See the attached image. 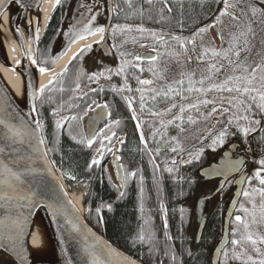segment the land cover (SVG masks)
Wrapping results in <instances>:
<instances>
[{
    "label": "trees",
    "instance_id": "trees-1",
    "mask_svg": "<svg viewBox=\"0 0 264 264\" xmlns=\"http://www.w3.org/2000/svg\"><path fill=\"white\" fill-rule=\"evenodd\" d=\"M223 3L224 0H169L172 12L165 11L162 21L159 17L156 20L150 19L146 23L177 32L188 31L194 25L199 24V18L202 16H205V19L211 17L205 22V24L209 23L212 17L219 13ZM159 7L161 8L162 5L159 4ZM56 10L50 15L49 22L41 36L38 47V62L48 61L51 50L55 46ZM134 17L137 18L138 16ZM55 63L50 60L49 63L39 65L49 69ZM66 78V84L63 88L68 91L73 90L74 94L77 95L79 91H74V89H76L77 82L80 86L82 85L81 73H79L78 78L76 75ZM60 88V85H55L54 82L52 86L48 87L43 96L40 94L37 111H39L43 125L48 152L64 177V183H67L73 190L80 187L85 189L84 212L89 223L97 231L113 240V243L122 250L134 254L136 258L145 264H160L161 261H163V264H210V259L223 233V216L233 195V180L227 183L219 195L209 201L207 222L198 244L195 242V237L189 234V230L187 232L186 226L189 224L195 226L196 208L194 207L197 200L191 195V191L197 190L202 193L212 190L216 184V181L203 180L199 172L202 167H206L216 157H219L226 146L218 147L215 151L210 148H202L203 153L199 160H195L191 164L182 163V161L191 159L190 154L194 155L198 150L193 151L185 155L176 166L175 171L170 174L164 171V166L179 153L178 149L180 148L174 146L177 144L174 138L178 136L179 132H184L188 128L187 118L182 116V119H175L176 115H170V112L166 111L170 108V102L166 97L162 98L156 107V109L164 111L165 115L151 119L145 116L142 117V127L152 154L150 155L140 143L137 131L133 127L134 123L131 119L132 115L127 99L124 98L125 100L122 101L120 106L118 99L114 98L116 94L111 92V100L107 104L108 107L111 106L110 110L113 117H116L115 113H123V122L121 121L119 128L120 134L125 138V143L118 142L111 148V151L103 148L101 163L92 165V160L101 153V146L97 144L99 135L96 136L91 147H88L86 142L77 143L76 140L71 138V136H75L77 140L86 139L84 119L87 115H82L83 119L74 120L62 129L57 130L55 127L56 121L53 120L55 115L52 117L51 114L53 110L60 109L61 102L58 99L61 94ZM102 103L107 105L106 102ZM174 103L177 105L176 110H179L181 105L184 106L182 99H176ZM63 106L65 113L76 114L77 117L81 113L80 110L86 107L82 106L79 101L75 103L74 107L69 101H65ZM150 108L154 111L151 104ZM255 118L259 119L260 117L256 115ZM61 119H64V117L61 116ZM170 120L174 122L173 125H169L168 121ZM161 121L164 122L166 127L161 126ZM239 123L241 128L246 126V122L242 120ZM105 130L106 128L103 129V132ZM262 130H264V121H262L257 131L250 133L246 138L239 130L235 132V134L238 133V138L235 134L231 136V133H228L225 137V142L233 143V141H236L252 155L253 158L250 159L252 169L258 167L259 156L264 155V142L260 139L264 135ZM153 132H156L155 137L152 135ZM245 140H248V142H244ZM173 147L177 148L176 152L171 151ZM115 149L120 155L125 170L126 179L122 190L113 182L106 165L109 154H112ZM157 149H160V151L157 152ZM153 163L158 166L155 171ZM132 172H135L136 175L131 176L130 173ZM141 176L143 177V184H141ZM189 180L192 181L191 184H189ZM256 181H253V184H256ZM141 187L144 188L143 212L140 211L139 189ZM121 192L126 193V195L120 197ZM161 203H166V213L163 215L158 210ZM109 205H111V211H109ZM182 207L187 209L183 223L180 219V209ZM98 208L100 209L99 212L97 211ZM164 218L167 219L168 228L173 229L172 237L177 242L175 245L178 249L175 251L179 258L175 262L170 260L173 246L163 234ZM235 223L234 220L232 225ZM141 228H143L146 237L153 232L155 233L153 240L154 252L151 255L149 254L148 241L145 240L141 244L138 239ZM181 239H183L182 242H180ZM231 247H233L232 244L227 247V252L231 253ZM166 248L168 255H165Z\"/></svg>",
    "mask_w": 264,
    "mask_h": 264
},
{
    "label": "snow or ice",
    "instance_id": "snow-or-ice-1",
    "mask_svg": "<svg viewBox=\"0 0 264 264\" xmlns=\"http://www.w3.org/2000/svg\"><path fill=\"white\" fill-rule=\"evenodd\" d=\"M8 0H0V12H2L5 7ZM13 2L20 4L21 7L26 8L27 5L23 3V0H13ZM154 2H159L162 7L158 10L161 21L164 19V13L167 11L168 13L172 12V7L169 4V0H145V3L150 6L148 9L151 11V6H154ZM61 0H56V4L60 5ZM123 3L127 5L129 9L133 8V0H123ZM230 5L228 4V0H224V8L227 9ZM90 10V9H89ZM113 11H122L123 8L118 3L117 7L115 9H112ZM249 10L252 14V18H255L258 14L261 16H264V8L258 9L254 2L250 0ZM145 9L141 6L140 8L136 9V12L139 13L141 17L144 15ZM136 12L133 13V15L136 14ZM228 13L225 11H221L219 16H217L216 20L217 23L220 22V17L224 16ZM95 16L92 17V20H95ZM233 20H236L237 17L234 15L232 16ZM158 23L160 21H157ZM182 23V22H181ZM214 27V25H212ZM106 29L102 26L95 27L94 30L89 27L85 26V28L81 32H75L70 31L68 33H65V38L68 40V43H74L77 39H85L86 35H96V34H104ZM113 35L116 34L117 31H120L121 33L124 31H132V28L121 26V25H115L111 29ZM136 32L144 33L146 31H149L145 29L144 27L140 26L135 29ZM207 31V28H200L197 30L196 33H194L193 38L184 41L179 36H172L171 39L175 40L179 48L182 49L184 52L189 51V49L186 47L187 43H191L193 45L191 51L195 52V36L200 35L201 33H204ZM248 33H252L253 38H255V34L252 32L251 27L248 28L247 33L241 32L240 36L233 35L232 42L229 44V47L227 49H223L221 51H217L215 49H210L208 47L203 48V53L199 54L195 57L196 61H203V57L208 55L209 52H211V55L213 57H221L223 59H226L228 61V67L232 70L233 73L241 72L242 74L236 75H228L226 78L220 82V83H213L209 87L205 88L203 85L205 84L206 80H212L213 77L221 72V70L224 68V65H220L219 67L216 64H211L209 68L207 69L208 75H201V78L196 81L194 80L195 73H181V77L187 76L189 87L187 89L188 92H198L202 95L216 91V92H227V93H236L235 96H228V97H220V104L221 107L217 108L215 106L216 101L215 100H209L204 99L200 101L199 103H202L203 105H214L211 108L212 113H216L217 111H221L222 113H229L230 110L232 111V114L228 117V125H233L235 122V126L237 129L242 132L243 136L246 138L250 133L257 131L259 126L261 125L262 121H264V65H256L255 67H252L251 65H248L242 61H240V56L242 52H251V47L249 46V40L247 39ZM166 34H158L154 31L151 32V36L153 39H159L162 43H168V41L165 40ZM71 37V38H69ZM221 40L223 41V35L220 34ZM240 37H244L243 46H240L237 41L240 39ZM36 40H39V35L35 37ZM126 42V41H125ZM99 43V42H98ZM113 47H116V45H113ZM141 47H145V45L141 44ZM91 46H87L86 48L80 49V51L73 56V60L77 59V57H80L83 55L84 52L90 51ZM155 50V49H154ZM229 53H232L235 59H232L229 56ZM63 54V53H62ZM107 54V53H106ZM179 54V53H177ZM121 57L125 56V53H120ZM31 59V57H29ZM59 57H56L58 59ZM135 59L137 61L141 60L142 58L140 56H136ZM156 57H151L152 61H155ZM191 59V58H190ZM245 60H247V56L245 57ZM55 63V60L52 61ZM33 64H44L47 63V61H37L35 59H32ZM131 61H123L120 65V67L116 70V75H120L125 72L126 67L131 65ZM133 67L135 65H132ZM251 69V70H250ZM39 72L45 73L48 71L46 67L40 66L38 67ZM106 72L111 73L112 69L105 68ZM143 71V69H141ZM148 71L152 72L153 75H157V72L154 68L149 67ZM260 72L259 77L257 76V72ZM67 69H65L64 73H61V82L62 77L66 74ZM104 76V72H99L95 74L89 75V79L94 82H99V78ZM107 79H110L111 77H105ZM138 84L141 86L144 85H151L153 84V80L150 79H140L138 76L135 77ZM184 79L181 78L180 80L173 81V83L183 86ZM50 84L53 83V81L49 82ZM201 85L200 87H195V84ZM80 88L79 82L76 84V89L74 91L78 90ZM48 89V86H42L39 89V92L41 96L45 93V91ZM103 89H101L102 91ZM114 91L116 89H113ZM129 91L131 92L132 89L127 85V82L125 81V84L123 87L119 89V91ZM60 91H63V88L60 89ZM93 91H96V89H93ZM137 92L140 93V110L143 112L145 110V95H144V89L143 88H137ZM150 91L153 93L152 99L155 100L156 96H164L167 97L169 93L175 91L177 95H180V90L173 89L171 85L168 86L167 91L158 90L155 88L150 89ZM33 101L35 100V93H33ZM82 98V97H81ZM182 99H188V97H181ZM227 101L228 107H223L224 102ZM128 107H132V101L131 99H128L127 101ZM93 104H95V101H93ZM97 107L101 108H107V105H97ZM177 105L173 103L169 109H167V112H171L173 108H176ZM189 108H198L199 104L197 103H191L188 105ZM94 110L89 106L85 109L84 115H87L88 111ZM255 110V111H254ZM33 111H35V104L33 103ZM179 112L183 114L185 112V107L181 105L179 107ZM149 114L152 116H163L166 113L165 112H156L149 109ZM53 115H56L55 112H53ZM105 113H98L97 118H102ZM110 115V113H108ZM256 115H259V119L255 118ZM69 118L65 117L64 120H68ZM71 120H77V119H83V116L76 117L72 116L70 118ZM132 120H137V115L135 111H133ZM175 119H182L181 116L175 117ZM189 120L191 121V117H189ZM246 122V126L241 128L240 127V121ZM64 121L57 120L55 122V127L57 130L61 129L63 126ZM162 127H166L163 121L160 122ZM169 124L173 123V121H168ZM116 126H119L120 121L116 120L114 122ZM112 124L108 125V131H111V136H107L106 138L111 141L113 137L116 136V133L112 131ZM136 127L139 129L141 127V124L138 122ZM0 155H3L6 153V151L11 148L12 151L8 152V156L12 157L11 162H5V160H0V201L5 202L6 204L11 201H27V205L29 209L31 210L34 208L37 204L40 203L39 200L36 199L37 193L35 191H32L31 188L25 189L26 184V177L28 175H41L42 173L39 172V170L35 167H33L35 163L34 155L29 153V149H31L33 152H38L40 157L44 159L45 164H49L50 162L46 159L47 152H44L41 150V146L45 144V139L42 134L43 125L40 121H36V130H30L27 126L26 122H21V118L18 113H16L14 110L10 111L9 107L7 105L0 107ZM183 131V129H181ZM264 131V130H262ZM39 133V135H37ZM71 135V133H70ZM99 135L103 136L104 132L103 130H100L97 132L96 130H92V137L90 138H82L77 140L75 136H71L73 140H76L77 143H85L88 147H91L94 138ZM153 137H155L156 132H153ZM228 135V129L225 128L222 131L219 132V134L214 137L211 140V144L209 147L212 149V151H215L218 145H223L225 142V137ZM33 137H36V144L33 145L32 139ZM261 141L264 142V135L260 137ZM247 143V140H245ZM120 143H123V140L120 141ZM140 143L145 144V137L143 132L140 133ZM19 146V147H17ZM103 144H101V153L103 152ZM146 147V145H145ZM250 150V149H249ZM108 151H111V149H108ZM157 152L160 151V149L156 150ZM172 152H176L177 148L173 147L171 149ZM203 153V149L198 150L194 155L190 154L191 159L187 161H182V163L191 164L195 160H199L200 156ZM225 160L221 161V164L223 167H215L210 170H208L204 175L206 176H223L225 177V180L227 181L228 176L236 170H240V166L244 163V161L241 160H232L229 158V154L227 152L224 153ZM117 160H119V157H116ZM92 165H99L101 163V160L99 159H93ZM176 161L172 160V164H175ZM260 168L256 170L253 174L252 179H255L258 181L260 187H251V191L243 190L242 195L245 197L247 202L251 205V208L246 207L244 204H240L238 211L242 212L244 216L241 215H235L234 220L235 224L230 227L231 232V244L233 246V250L231 253L225 251L224 252V264H229V261L231 260H237L240 261V264H264V248L259 247L258 245H264V234H260L258 231L253 230V226H256V228L264 227V175H262V172H264V158L260 159L258 161ZM15 165V167L13 166ZM91 167V165H90ZM119 167V165H118ZM157 165L153 163L154 171L157 169ZM23 168V170H21ZM164 171L168 173H172V168H165ZM131 176H135L136 173L132 172L130 173ZM141 184H143V177L140 178ZM240 183H244V179H241L239 181ZM155 183V178H154ZM192 181L189 180V184H191ZM249 185H251V179L248 180ZM123 186V185H121ZM220 190H224V186H220ZM61 191H63L61 189ZM140 193V211H144V188L141 187L139 189ZM182 194V193H181ZM126 193L121 192L120 197L125 196ZM237 195H240V193H237ZM209 199L211 197H208ZM258 198V199H257ZM70 203V202H69ZM235 201L233 202V206L235 207ZM47 207L51 210L53 216H57L58 214L61 216L66 217V212L64 205L53 201L52 203H49ZM109 211H111V205L108 206ZM160 210L162 212H166V209L164 208V205H160ZM73 211L75 209L73 208ZM97 211L99 212L100 209L98 208ZM187 211L186 208L180 209V219L183 223L184 221V214ZM229 216H232V213H228ZM247 217H250L251 219H247ZM102 219V218H101ZM26 222V218L24 220L21 219L20 216L13 219L10 215L6 217L5 220H0V228L5 229L2 235H0V243L6 244L11 251L15 252L16 255H18L22 260H26L27 257L22 254V252L17 251V240L19 238V235H22L24 225ZM69 224H71V232L72 233H79L81 229L77 226V224L73 223L71 220L68 221ZM164 228H165V237L166 240H171L172 237L167 234V228L168 223L167 219L164 221ZM90 231V230H89ZM155 238V233L153 232L149 236H145L143 228H141V232L139 234V241L141 244L145 242V240L148 241L149 244V254H153L154 248H153V240ZM135 243V241H133ZM237 249H240L237 251ZM249 249L251 252H254L256 254V257L254 258L253 255L249 253ZM82 251L85 253L86 257H89L90 260H86V264H137L135 260L129 259L126 256H123L119 251H117L114 247H112L111 244H108L106 242L100 241L99 238H97V243L92 244L91 246H86L82 249ZM165 255H168L167 248L165 249ZM171 259L173 262L176 261L177 257L173 253L171 256ZM68 264H72V261L69 260ZM160 264H163V261L160 262Z\"/></svg>",
    "mask_w": 264,
    "mask_h": 264
},
{
    "label": "flooded vegetation",
    "instance_id": "flooded-vegetation-1",
    "mask_svg": "<svg viewBox=\"0 0 264 264\" xmlns=\"http://www.w3.org/2000/svg\"><path fill=\"white\" fill-rule=\"evenodd\" d=\"M61 0L60 5L57 6L56 17H57V30L55 29L56 43L51 50V55L48 57L47 63L53 61L55 59L56 65L58 61L66 54L68 49L74 43L69 44L68 40L65 38V33L70 31L81 32L85 26L91 27L93 30L95 27H104L106 29L104 34H96V35H86V38L83 39L85 42L88 41L82 48H86V45L89 44L90 40L94 36H99V40L97 43L92 44L91 50L86 53L84 52L82 56L77 57V59L73 60L72 63L67 66L66 74L62 77L61 82V73L65 72V69L57 73V77L54 80L55 85H60L63 88L66 84V77L77 76L79 77V73H81L82 85L78 89V94H74L73 90L68 91L66 88H63L61 94L58 96L59 101L61 102L60 109L53 110L56 113L55 117L53 113L51 114L54 117L53 120L57 121L61 119V116L64 118H69L68 120L61 119L64 121L63 127L69 125L74 120L70 118L72 116H76V114H68L65 113V109L63 103L65 101H69L71 105L74 107L76 102L82 103V106H86L84 109L80 110L81 113L78 115V118L84 115V111L86 108L91 106L92 109H96L97 105H105L102 102H109L111 100V92L115 93L116 99H118V103L121 106L122 101L125 99H131L132 105L136 111L137 118L140 120L141 125L143 126L142 117H148V119L156 118L160 116H152L149 114L150 104L153 106L154 111L156 112H164L156 109L157 103L164 98V96H156V99L153 100V93L150 89L155 88L158 90L167 91L169 85L173 89L180 90V95H177L175 91L169 93L166 99L170 102V107L172 103L177 99H182L181 97H188V99H182L185 106V112L181 114L179 110L173 108L170 112V115L174 116H183L187 118L188 123V132L190 129H194L197 126V121L195 119L209 115L211 112V108L214 106L212 104L203 105L199 103L204 99L215 100V106L217 108L221 107L220 97H228L235 96L236 93H227V92H208L204 95L198 92H188L187 89L189 87L187 76L181 77V73H195L194 80L198 81L201 78V75H208L207 69L211 64H216L218 67L220 65H224V68L221 72L213 77L212 80H206L203 87L207 88L213 83L222 82L226 76L236 74L240 75L241 72L233 73L232 70L228 67V61L221 57H213L211 52L208 55L203 57V61H196L195 57L199 54L203 53V48L208 47L210 49H215L217 51H221L223 49H227L229 44L232 42L233 35L240 36L241 32L247 33L249 27H251L252 32L255 34V38H253L252 33H248L247 39L249 40V46L252 41L256 44V49L260 51V53H264V16L257 15L255 18H252V14L249 10L250 0H228V4L230 5L227 9L224 8V3L221 6L219 13L212 17V19L207 22V18L205 16L200 17L199 24L193 26V28L188 31L177 32L174 30H168L165 28H159L156 25H150L146 22L150 19L156 20L160 17L158 10L159 2H154V6L150 8L145 0H133V8L129 9L126 4L123 3V0ZM253 2V1H252ZM120 4L123 8L122 11H113L117 7V4ZM255 4V2H254ZM257 4V8H264L263 5ZM143 7L145 9L143 17L136 12V9ZM260 6V7H259ZM90 9V10H89ZM221 11H225L226 15L220 17V22L217 23V16H219ZM136 12L135 15L133 13ZM237 17L236 20L232 19V16ZM95 16V20H92V17ZM134 16H138L137 18ZM115 25H121L132 28V31H117L115 35H113L111 29ZM214 25V27L212 26ZM144 27L149 30L144 33L136 32L135 29L137 27ZM200 28H207V31L201 33L200 35L195 36V52L191 51L193 45L191 43H187L186 47L189 51L184 52L179 48L178 43L175 40H172V36H179L182 40L188 41L193 38L194 33L197 32ZM154 31L158 34H166L165 40L168 43H162L159 39H153L151 36V32ZM129 35H135V41L130 46L127 43H123L124 38ZM220 34L223 35V41L221 40ZM71 38V37H69ZM81 39H77L76 42ZM244 37H240L237 43L240 46H243ZM99 42V43H98ZM141 44L145 45V47H141ZM116 45V47H113ZM155 49V50H154ZM125 53L124 57L120 56V53ZM63 53V54H62ZM107 53V54H106ZM147 53H152L154 57L157 59L155 61H150L148 57L143 59V56ZM179 53V54H177ZM136 56H140L142 59L137 61L135 59ZM229 56L232 59H235L232 53H229ZM56 57H59L56 59ZM191 58V59H190ZM131 61L132 64L126 67L124 73L120 75H116V70L120 67L123 61ZM242 62L255 67L256 65H264V56H258L254 61L253 54L247 60H243ZM54 64V65H55ZM132 65H135L134 67ZM54 67V66H53ZM149 67H152L156 70L157 75H153L152 72L148 71ZM105 68L112 69V72H106ZM52 69L49 68L48 70ZM143 69V71H141ZM251 70V69H250ZM104 72V76L99 78V82H94L90 80L88 77L91 74ZM260 72H257V76L259 77ZM110 76V79L105 77ZM139 77L140 79H150L153 80V84L141 86L138 84L135 77ZM184 79L183 86L177 85L173 83V81ZM125 81L127 85L132 89L131 92L119 91L121 87L124 86ZM53 82V83H54ZM52 83V84H53ZM49 85L48 87L52 86ZM198 83L195 84V87H200ZM60 88V89H61ZM137 88L144 89L145 95V110L141 112L140 110V93L136 91ZM96 89V91H93ZM101 89H103L101 91ZM113 89H116L115 91ZM82 97V98H81ZM125 98V99H124ZM95 101V104H93ZM152 101V103H150ZM191 103L199 104L198 108H189L188 105ZM108 106V104H107ZM110 107H107L110 112V116L107 120V127L104 131L103 136H99L97 144H103V148L111 149L115 144L121 141L120 134V126H116L114 122L119 120L120 123L122 121L123 113L118 112L115 113L116 117H113ZM223 107H228L227 101L224 102ZM233 110H230L229 113H222L221 111H217L216 113H212L209 115L211 118L221 117L220 121L213 120L214 123H217L215 128H221L220 131L227 128L228 133L234 135L235 132L238 131L235 126V122L233 125H228V117L232 114ZM92 113L93 110L88 111ZM115 112V111H114ZM68 114L67 116H65ZM77 117V116H76ZM191 117V121L189 120ZM259 117V115H258ZM76 121V120H75ZM185 121V119H184ZM123 122V121H122ZM134 123V120H133ZM112 124V131L116 133V136L109 141L106 137L111 136V131H108V125ZM173 123L169 125H173ZM120 125V124H119ZM224 125V126H223ZM141 126V127H142ZM211 126V124H210ZM135 127V123L134 126ZM61 128V129H62ZM136 130V128H135ZM149 132V130H148ZM145 134V132H144ZM121 135V136H118ZM205 138V137H204ZM108 140V141H106ZM228 143L225 142L222 146H226ZM110 155V154H109ZM260 157V156H259ZM259 161V160H258ZM122 164V162H121ZM123 166V165H122ZM259 167V166H258ZM258 167H255L256 169ZM254 168V169H255ZM255 169V170H256ZM124 171V179L125 180V170ZM253 187H260L258 181L256 184H253ZM224 263V255L220 258ZM0 264H16L15 261L7 254L2 253L0 258ZM229 264H240L237 260L229 261Z\"/></svg>",
    "mask_w": 264,
    "mask_h": 264
},
{
    "label": "water",
    "instance_id": "water-1",
    "mask_svg": "<svg viewBox=\"0 0 264 264\" xmlns=\"http://www.w3.org/2000/svg\"><path fill=\"white\" fill-rule=\"evenodd\" d=\"M42 0H23V3L27 6H36L40 7ZM255 3L261 4L264 6V0H252ZM6 3L5 9L0 12V23H1V17L6 13L8 10ZM11 22H12V28L14 29L17 40L20 46V50L22 52V59L26 62L27 67V74H28V82H29V93H30V104L32 108V115L27 113L25 109L22 108V106L14 99V97L11 95V93L6 88L4 82L2 81V77L0 75V107H3L7 105L9 107V110H14L16 113L19 114L21 118V122H26L27 126L30 130H36V121H40L39 119V113L37 111V94L38 90H36L33 77L31 75V69H30V59L28 53L25 51L26 43L24 35L22 34V31L17 27L16 20L13 14H11ZM23 26V25H21ZM31 37H33V34L31 33ZM34 43V38L31 39ZM154 57L152 53H147L143 56L144 58H147L148 56ZM151 57H148L150 61ZM37 60V56L36 59ZM33 93H35V100L33 101ZM33 103L35 104V111H33ZM133 111H135L133 105L130 108V113L132 115ZM98 113H105L102 118H97ZM109 111L107 108H101L96 107L95 110L91 113V115L86 118L84 122V131H85V137L90 138L92 137V130H96L99 132L100 130L107 127V120ZM136 113V112H135ZM139 120H134L135 128L138 134V137L140 139V133L143 132L142 128L139 129L136 127ZM140 123V122H139ZM2 131V129H0ZM43 134V129H42ZM144 134V132H143ZM39 135V133H37ZM44 136V134H43ZM145 136V135H144ZM96 138V137H95ZM94 138V139H95ZM123 143H125V138L122 137ZM33 145L36 144V137H33L32 139ZM144 147L146 145V149L150 151V148L147 144L146 138H145V144H142ZM2 146V144H0ZM19 147V146H17ZM41 150L44 152H47L46 145L41 146ZM12 149L9 148L5 154L0 155V160H5V162H11L12 157L8 156V152H11ZM227 152L229 154V158L232 160H243L244 163L240 166V170L233 171L227 178V181L225 180V177L223 176H206L204 173H206L208 170L215 168V167H223L221 164V161L225 160L224 153ZM29 153L34 155L35 163L33 167L37 168L41 175H28L26 177V184L25 189L31 188L32 191H35L37 193L36 199L40 201L39 204H37V208L41 213V216L45 222V226L48 229L49 236L52 239V242L54 244V247L56 249V253L59 259L60 264H68V261L71 260L72 264H86V260H90L89 257H86L85 253L82 251V249L86 246H91L92 244L97 243V238H99L100 241L106 242L108 244H111L112 247H114L117 251H119L123 256L128 257L129 259L135 260L137 264H145L133 255L126 253V251L122 250L120 247H118L116 244L109 242L106 237L97 231L91 224L86 220L85 215L83 214V210L80 209V207L76 204L74 199L72 198L71 194L66 190L65 183H63V179L61 177L60 172L58 171L57 167L55 166L54 162L50 158L48 152L46 159L50 162L49 164H45L44 159L40 157L38 152H33L31 149H29ZM116 157H119L117 149L113 151V154L108 162V170L110 171L111 177L113 182L119 187L120 190L124 187V171L123 166L121 164V160H117ZM101 159L102 153L97 155L95 159ZM120 158V157H119ZM119 165V167H118ZM15 167V165H13ZM23 170V168H21ZM252 170V165L246 156V154L241 150V147L239 144L234 143L229 145V147L221 153L219 157H216L213 162L208 164L206 167H202V169L199 172L200 177L205 181H214L217 180V188L212 193H206L204 197H200L197 201V204L194 208H196V216L194 217V225L196 226V229H198V234L195 237L196 242H200V238L203 234V229L205 227V224L207 222V216L209 213V200L213 198L214 195H217L221 190L220 186L227 184V182L231 179H234V195L233 199L228 205V209L226 212V220L224 222V228L222 237H220V241L215 248L213 255H212V261L213 264H218V262L221 260L222 253L226 250V248L230 244V226L232 220H234L236 210L238 208V204L242 197V192L245 187V183L247 182L248 177L250 176V172ZM262 175H264V172H262ZM241 179H244V183H240L239 181ZM123 185V186H121ZM61 189L63 191H61ZM237 193H240V195H237ZM208 197H211L210 199ZM53 201L59 202L64 205L66 217L57 215L53 216L51 210L47 207L49 203H52ZM235 203V207L233 206V202ZM70 202V203H69ZM73 208L75 211H73ZM29 207L27 205V201L21 200V201H11L7 204L3 201H0V220H5L8 215H10L13 219L20 216L22 220L26 218V222L24 225L23 233L22 235H19V238L17 240V251L22 252L23 251V242L26 239L27 236V223L29 218ZM231 212L232 216H229L228 213ZM71 220L73 223L77 224V226L81 229L79 233H72L71 232V224L68 223V221ZM90 230V231H89ZM5 229L0 228V235L3 234ZM5 253L7 256L9 255L12 257V259L15 261L16 264H27L26 260H22L18 255H16L15 252L11 251L10 248L4 244L0 243V258L1 254Z\"/></svg>",
    "mask_w": 264,
    "mask_h": 264
},
{
    "label": "bare ground",
    "instance_id": "bare-ground-1",
    "mask_svg": "<svg viewBox=\"0 0 264 264\" xmlns=\"http://www.w3.org/2000/svg\"><path fill=\"white\" fill-rule=\"evenodd\" d=\"M7 5H8L7 6L8 10L3 15V17H1L2 19L0 23V75L2 77V81L4 82L6 88L11 93V95L14 97V99L22 106L23 109H25V111H27V113L32 115V108H31V104L29 101L30 93H29V82L27 80L28 74H27L26 62L24 61V59H22L23 58L22 52L19 49L20 46L17 40V35L14 29L12 28V22H11L10 17H11V14L14 15L15 20H16L15 23L17 27H19V29L22 31V34L24 36H25V32L22 30V28H20L21 25H25L27 29H29V31L33 29V32L31 31V33L35 35V31H36L35 29L37 27L38 22L41 24L40 27L44 28L48 23L50 15L56 9L57 4H56V0H42L41 5H39L40 6L39 8L36 6H32V7L27 6L26 8H24V7H21L20 4L13 2V0H8ZM38 16H40L41 18L39 21L37 20ZM210 18L211 17L207 19H210ZM30 38L32 39L33 37H30ZM99 38H100L99 36H94L90 40L89 44L86 45V47L89 45L92 46V44L97 43ZM26 43L27 44H26L25 51L30 56L29 52L31 48H30L29 41H26ZM87 43L88 41L85 42L83 39L75 42L73 45H71V47L68 49L66 54L62 56L61 60L57 63L55 69L46 71L45 73L39 72L38 70L39 66L37 64L32 63L33 57L30 56L31 59L30 58L29 59L31 60V63H30L31 75L34 80L36 90H38L39 92V89L42 86L49 85L50 84L49 82L53 80L55 74H57L61 70L63 71L67 66H69L73 61L72 59L73 56H75L80 51L81 47H83ZM14 55L16 56V61L18 63H15V59L13 58ZM18 65H19V68H18ZM90 115L91 113H88L87 116H85L84 122L86 118H88ZM235 136H237L238 138V133H236ZM44 139L46 141L45 136H44ZM234 143H237V142L233 141V143L232 142L228 143L226 145L227 148L229 147V145L234 144ZM45 145H46V149L48 150L47 142H45ZM239 145L241 147V150H243L244 152V150L246 149L241 144ZM148 153L152 155L151 151H148ZM112 154L109 155V158L106 164L107 168H108L109 159L111 158ZM224 187H226V185H224ZM65 188L71 194L72 198L74 199L76 204L80 207V209L83 210V203H82L83 195L81 193L74 192L73 189L69 187L67 183H65ZM216 188H217V183L214 185L212 190H208L202 193H200L197 190L191 191V195L194 197L195 200L198 201L200 197L202 196L204 197L206 193L214 192ZM234 191H235V187L233 186V195H234ZM221 192L222 191H220L217 195H219ZM233 195H232L231 201L233 199ZM214 197H216V195H214L213 198ZM197 201H196V204H197ZM243 201H244V196L242 195L241 200L237 206L239 207V205ZM161 204H163L164 208H166V205H165L166 203H161ZM160 205L158 207V210L163 215L166 212H162L160 210ZM227 209H226V212H227ZM226 212L223 216V225L226 220ZM237 213H238V208L235 214ZM28 216L29 218H28V223H27V236L23 242V247H22L24 251V256L27 257L26 263L27 264H60L57 253H56V249L54 247L51 237L49 236L50 234L48 232L47 227L45 226V222L37 206H35L29 211ZM164 221H165V218L163 219V223ZM162 230H163V234L165 235V231H166L165 228L163 227ZM186 230L187 232L189 230V234L193 237H196L198 234V229H196V226H191L189 224L186 226ZM172 231L173 229L167 228V234L171 237L173 235ZM105 237L109 242L113 243V240H111L107 236ZM167 241H169L170 244H172L173 246L171 256L174 253L178 259L179 257L177 255V252L175 251L178 249L175 245L177 243L176 240H174V238L172 237L171 240H167ZM182 241L183 239L180 240V242ZM195 242H196V239H195ZM196 244L198 243L196 242ZM171 256H170V260L173 261L171 259ZM211 259H210V264H213V261ZM218 264H224V263L220 260Z\"/></svg>",
    "mask_w": 264,
    "mask_h": 264
},
{
    "label": "rangeland",
    "instance_id": "rangeland-1",
    "mask_svg": "<svg viewBox=\"0 0 264 264\" xmlns=\"http://www.w3.org/2000/svg\"><path fill=\"white\" fill-rule=\"evenodd\" d=\"M74 1V0H73ZM72 1V3H73ZM243 2H245L243 0ZM255 6H257V4L255 3ZM260 7V6H259ZM39 18V17H38ZM41 24L38 22V25L36 27V31H35V35H34V43H32V40H30V31L29 29H27L26 26H20V28H22V30L25 32V36L23 38H25V43L26 41H29V44H30V56L31 57H34V54L36 53L38 55V52H39V41L41 39L40 36H42L41 32H42V27H40ZM46 27V26H45ZM130 28V27H129ZM44 32V31H43ZM39 35V40H36L35 37ZM135 35H129L128 34V37H125L124 38V41L123 43H127V45H131L134 43L135 41ZM27 44V43H26ZM251 52L248 53V52H242L241 53V56H240V61H243L245 60V57L247 56V58H250V56L253 54L254 56V61L256 60V58L258 56H264V53H260V51H258L255 47H256V44L252 41L251 45ZM89 51H86V53H88ZM29 56V57H30ZM13 58L15 59L16 61V56L14 55ZM216 119V121H220L221 120V117H217V118H211V116L209 117V115H205V116H201L197 119H195L197 121V127L194 128V129H190V131L188 132V130L184 131V132H179L178 133V136H176L174 138L175 140V143H177L176 145L174 146H177L179 150V153L172 159V160H175L176 163L175 164H172V160L170 162H168L165 166H164V169L165 168H172L173 169V172L175 171V168L176 166L182 161L183 157L185 155H188L190 153H192L193 151H197L199 149H202L204 147V149H207V148H210L209 145L211 144V140L216 137L220 130L219 128H215L216 124L217 123H214L213 120ZM211 124V126H210ZM224 126V125H223ZM205 137V138H204ZM225 143V142H224ZM218 147H221V145H218ZM216 148V149H217ZM227 148V146H226ZM211 149V148H210ZM244 153L246 154V156L248 158H253L252 155L250 153H248L247 150H244ZM264 158L263 156H260L258 160ZM257 165L259 166L257 169L260 168V165L259 163L257 162ZM172 172V173H173ZM254 170L252 169L251 170V174L252 176L251 177H248V180L251 179V185H249L248 183V180L247 182L245 183V190H248V191H251V187H252V182L255 181L254 179H252L253 177V174H254ZM64 179V177H63ZM76 193H83L84 190L82 189V187L78 188V189H75ZM258 199V198H257ZM241 204H244L246 207H249L251 208V205L247 202V200L245 199L244 197V201L241 203ZM240 206V205H239ZM239 209V207H238ZM238 214L241 215L242 217L244 216V214L240 211H238ZM247 219H251L250 217H247ZM253 230L254 231H258L260 234H264V227H261V228H256V226H253ZM232 238V237H231ZM259 247L261 248H264V245H258ZM231 251L233 250V247H231ZM240 249H237V251H239ZM249 253L251 255H253L254 258H258L256 257V254L254 252H251V250L249 249ZM240 262V261H238Z\"/></svg>",
    "mask_w": 264,
    "mask_h": 264
}]
</instances>
